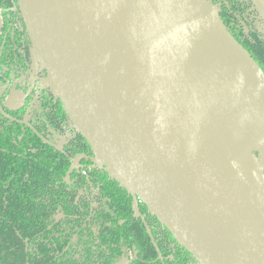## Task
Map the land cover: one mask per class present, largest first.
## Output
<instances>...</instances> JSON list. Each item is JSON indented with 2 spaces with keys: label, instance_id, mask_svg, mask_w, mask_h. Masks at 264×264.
<instances>
[{
  "label": "water",
  "instance_id": "obj_1",
  "mask_svg": "<svg viewBox=\"0 0 264 264\" xmlns=\"http://www.w3.org/2000/svg\"><path fill=\"white\" fill-rule=\"evenodd\" d=\"M16 8L41 82L91 148L89 160L199 264H264V171L243 164L219 127L223 116L235 118L264 146V72L217 7L16 0ZM33 82L7 97L10 110L23 107Z\"/></svg>",
  "mask_w": 264,
  "mask_h": 264
},
{
  "label": "trees",
  "instance_id": "obj_2",
  "mask_svg": "<svg viewBox=\"0 0 264 264\" xmlns=\"http://www.w3.org/2000/svg\"><path fill=\"white\" fill-rule=\"evenodd\" d=\"M209 1L217 7L228 32L264 72V34L259 28L262 16L254 1ZM15 3L16 0H0V8L6 9ZM10 23L16 25L17 37L16 32L23 28L22 22L16 16ZM8 26L4 25V34ZM11 45L12 40L7 37L0 63L21 74L23 60L20 53L10 50ZM40 96L44 109L62 110L52 89H44ZM6 132V136H0V264H113L120 258L118 241L131 236L144 253V264H162L157 259L158 253L166 257L163 264H199L140 200L152 243L145 227L132 216L127 191L105 169L94 176L100 183L101 194L119 214L122 224L98 225L92 231L90 223L84 222L88 214L86 205L81 208L72 205L79 187L63 183L68 161L47 150L37 149L35 153L27 150L29 145L40 148L39 141L34 137H29L30 140L28 135L22 137L19 151L9 137L12 133L17 138L21 130L10 126ZM58 212L65 215L63 220H55Z\"/></svg>",
  "mask_w": 264,
  "mask_h": 264
},
{
  "label": "flooded vegetation",
  "instance_id": "obj_3",
  "mask_svg": "<svg viewBox=\"0 0 264 264\" xmlns=\"http://www.w3.org/2000/svg\"><path fill=\"white\" fill-rule=\"evenodd\" d=\"M0 10V57L5 40L9 37L12 40L10 50L20 53L24 64L22 73L15 74L13 71H10L8 67L0 63V136H6L7 127L12 126L14 130L15 128H19L22 132L20 136L15 138L14 134L11 133L9 137L11 143L15 148H18L19 151H21L20 143L22 137L28 135V138L34 137L39 141L40 148L29 145L27 150L33 153H35L37 149L41 151L47 150L50 151L51 154L60 156L68 161L69 166L63 176V183L76 184L79 187L77 194L72 200V205L77 208L86 205L88 214L84 218V222L90 223L92 231H94L98 225L104 227L121 225V217L114 208L109 206L99 190L100 183L95 179L94 174L103 172V168L96 166L89 160L94 156L93 152H91L92 150L90 151L91 148L80 133H74L70 137L65 136L66 121L69 118L65 114L63 107L62 110L51 112L49 108L44 109L40 103L41 92L47 88L43 86L41 80L44 79L46 75L42 76L41 74H45V71L41 69V72H39L38 67H36V75L31 76L30 69L32 67L33 56L24 26L22 24L23 28H20L18 32H16L17 37H15L16 25L12 23L9 24L12 17L18 16L20 18L16 3L6 9L0 8ZM4 12L8 13L5 17H2ZM4 25H9L5 34L3 32ZM259 28L264 34L263 16L262 21L259 23ZM19 78L22 79L21 84L18 82V80H20ZM32 79H34L33 88L26 98L23 107L16 111L10 110L6 104L7 97L15 91L26 94L30 89ZM27 109L30 111L26 117L24 113ZM36 117H39V119H36ZM29 139L31 140V138ZM22 150L23 153H26L25 149L22 148ZM79 155L84 156V158L78 161L76 157ZM71 165H76L78 168L73 170L68 180L65 181L66 173ZM91 174H93L95 180ZM72 175H74L73 178ZM127 194L131 201L132 216L142 223L153 243V237L145 223L146 214L143 203L129 192H127ZM64 218L65 215L61 212L55 215L56 221L63 220ZM117 247L120 258L113 264L124 261H126L127 264H144V253L133 236L127 239L121 238L118 241ZM157 255V259L163 264L166 257H162L159 253Z\"/></svg>",
  "mask_w": 264,
  "mask_h": 264
},
{
  "label": "bare ground",
  "instance_id": "obj_4",
  "mask_svg": "<svg viewBox=\"0 0 264 264\" xmlns=\"http://www.w3.org/2000/svg\"><path fill=\"white\" fill-rule=\"evenodd\" d=\"M219 127L222 132V139L229 150L241 155V162L246 166H260L259 159L252 156L253 151L262 152L264 146L257 145V135L245 123L228 116H223ZM264 171V162L262 161V169Z\"/></svg>",
  "mask_w": 264,
  "mask_h": 264
},
{
  "label": "rangeland",
  "instance_id": "obj_5",
  "mask_svg": "<svg viewBox=\"0 0 264 264\" xmlns=\"http://www.w3.org/2000/svg\"><path fill=\"white\" fill-rule=\"evenodd\" d=\"M253 1L255 3L256 7L258 8V10L260 11L261 15L264 18V0H253ZM36 67H38L39 72H41V69H42L41 62L39 61L38 56L34 53L32 67L30 69L31 76H35L36 75V71H35ZM41 75L43 76L45 74L42 73ZM18 82L21 84L22 83V79L18 80ZM29 111H30L29 109H27L25 111L24 114H25L26 117L28 116V112ZM68 128H69V130H68ZM74 133H79V129L73 123H71L69 120H67L66 121L65 136L70 137ZM253 155L256 158H260L259 159L260 166L258 167V169L261 170L262 169V160L264 161V150L262 152H259V151L253 152Z\"/></svg>",
  "mask_w": 264,
  "mask_h": 264
},
{
  "label": "built area",
  "instance_id": "obj_6",
  "mask_svg": "<svg viewBox=\"0 0 264 264\" xmlns=\"http://www.w3.org/2000/svg\"><path fill=\"white\" fill-rule=\"evenodd\" d=\"M134 196V195H133ZM136 197V196H135Z\"/></svg>",
  "mask_w": 264,
  "mask_h": 264
}]
</instances>
